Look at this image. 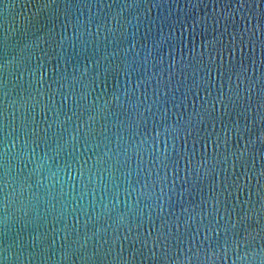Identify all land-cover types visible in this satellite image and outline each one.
Here are the masks:
<instances>
[{
    "label": "water",
    "instance_id": "obj_1",
    "mask_svg": "<svg viewBox=\"0 0 264 264\" xmlns=\"http://www.w3.org/2000/svg\"><path fill=\"white\" fill-rule=\"evenodd\" d=\"M0 264H264V0H0Z\"/></svg>",
    "mask_w": 264,
    "mask_h": 264
}]
</instances>
